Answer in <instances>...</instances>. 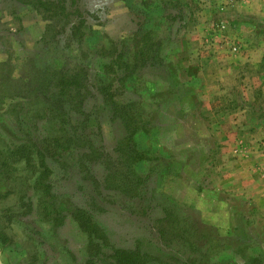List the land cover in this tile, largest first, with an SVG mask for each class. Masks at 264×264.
I'll list each match as a JSON object with an SVG mask.
<instances>
[{
  "label": "rangeland",
  "instance_id": "rangeland-1",
  "mask_svg": "<svg viewBox=\"0 0 264 264\" xmlns=\"http://www.w3.org/2000/svg\"><path fill=\"white\" fill-rule=\"evenodd\" d=\"M44 1L0 0V264H264V0Z\"/></svg>",
  "mask_w": 264,
  "mask_h": 264
},
{
  "label": "trees",
  "instance_id": "trees-1",
  "mask_svg": "<svg viewBox=\"0 0 264 264\" xmlns=\"http://www.w3.org/2000/svg\"><path fill=\"white\" fill-rule=\"evenodd\" d=\"M38 2H40L41 4L43 3L44 5L50 2L54 3L53 1H44V0H38ZM78 31L79 29L77 30V32ZM136 36L138 37L142 36L141 38L143 39V41L141 39L136 41L127 59L123 58V56L126 55L125 52H123L122 50H118V48L116 47L114 50V53L116 54L118 52V54L114 58V60L106 63L105 65L106 72H108L109 74H113L114 72L113 67L115 66V64H117L119 68L124 69L126 71V74L128 75L126 78L131 77L135 80V76L132 70H134L136 66H139L140 63L141 64H147L148 62L154 63V60L157 59L158 56H154L151 53L153 51L152 47L155 45V42L152 40V39H155L153 37V31L149 29L148 27L145 28L144 25H142V29L138 31ZM119 40L120 39H118L117 41ZM114 53L112 52L111 55H113ZM129 59H131L132 64L134 66L132 68H131L132 64L130 63ZM79 80L80 78L78 76H70L69 79L65 80L64 82L66 84L75 85L79 82ZM75 87L79 88L77 86ZM99 90L102 91V93L104 94L106 93V89L105 88L103 89V87H99ZM78 93H80V90H78ZM134 105L135 103H132V102L128 104H124V105L117 103V102H112L111 106L108 108V112H109V115L112 117H116V116L122 117V119L126 121L128 126L131 127L133 122H136L135 114L131 113V112H135ZM134 132L135 131L133 129H130V133H131L130 137H132L131 138L132 140H133V136L135 135ZM131 139L129 138V142L132 141ZM143 157L144 155L142 153L137 152L134 157V160L137 161V160L144 159ZM43 185H44L45 192L48 194L50 190V186L48 185V183L43 184ZM45 208L46 209L52 208L53 210H55L57 207L55 204H48ZM73 216L76 219V221H78L82 230L86 231L90 236L91 234H94L96 236L100 235L101 238L105 240V236L102 233H99L100 232L99 226L96 223L92 222L91 216L87 213V211L81 208H76L75 215L73 213ZM56 219L59 222L58 224L63 222L62 218L60 219L56 217ZM111 257H113L114 261H116L115 264H147V259L145 258L146 256L143 255L137 249L129 250V249L118 248L113 251V254ZM252 261H254V264H261V262L258 259H252ZM210 264H228V263L219 261V262L210 263Z\"/></svg>",
  "mask_w": 264,
  "mask_h": 264
}]
</instances>
